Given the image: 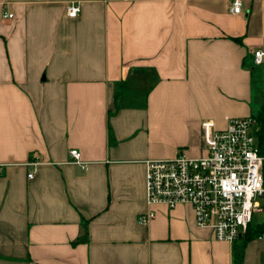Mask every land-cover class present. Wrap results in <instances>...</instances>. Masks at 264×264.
Here are the masks:
<instances>
[{"label": "crops", "instance_id": "crops-1", "mask_svg": "<svg viewBox=\"0 0 264 264\" xmlns=\"http://www.w3.org/2000/svg\"><path fill=\"white\" fill-rule=\"evenodd\" d=\"M231 3L0 0V264H264V233L217 240L146 197V160L264 107V0Z\"/></svg>", "mask_w": 264, "mask_h": 264}, {"label": "built area", "instance_id": "built-area-1", "mask_svg": "<svg viewBox=\"0 0 264 264\" xmlns=\"http://www.w3.org/2000/svg\"><path fill=\"white\" fill-rule=\"evenodd\" d=\"M242 4V0H232L230 11L240 13ZM80 11L78 2L67 8L69 17ZM253 60L264 64V44L253 50ZM202 131V155L191 157L180 151L173 158L145 161L147 203L169 208L190 204L197 226L210 228L217 240L236 242L246 235L254 212L263 210L259 198H264V142L259 119L257 114L234 117L223 129L205 120ZM70 154L74 163L86 167L79 149L72 148ZM154 216L150 209L139 215V221Z\"/></svg>", "mask_w": 264, "mask_h": 264}, {"label": "trees", "instance_id": "trees-1", "mask_svg": "<svg viewBox=\"0 0 264 264\" xmlns=\"http://www.w3.org/2000/svg\"><path fill=\"white\" fill-rule=\"evenodd\" d=\"M257 117L259 119L261 140L264 142V107L257 114ZM263 233H264V224H261L260 226H258L257 228H254V229L250 228V225H249L245 238L249 239L250 237L262 235Z\"/></svg>", "mask_w": 264, "mask_h": 264}, {"label": "rangeland", "instance_id": "rangeland-1", "mask_svg": "<svg viewBox=\"0 0 264 264\" xmlns=\"http://www.w3.org/2000/svg\"><path fill=\"white\" fill-rule=\"evenodd\" d=\"M259 200L261 201L262 206L264 207V199L259 198ZM263 218H264V212H254L253 218H252V224L258 223Z\"/></svg>", "mask_w": 264, "mask_h": 264}]
</instances>
